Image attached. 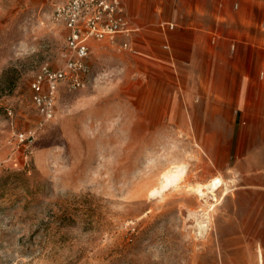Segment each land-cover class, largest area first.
Returning a JSON list of instances; mask_svg holds the SVG:
<instances>
[{"label": "rangeland", "instance_id": "obj_1", "mask_svg": "<svg viewBox=\"0 0 264 264\" xmlns=\"http://www.w3.org/2000/svg\"><path fill=\"white\" fill-rule=\"evenodd\" d=\"M53 2L0 0V264H245L254 239L264 264V120L243 105L199 126L182 114L200 87L140 83L133 53L93 38L88 82L59 83L44 117L29 81L64 62Z\"/></svg>", "mask_w": 264, "mask_h": 264}, {"label": "crops", "instance_id": "obj_2", "mask_svg": "<svg viewBox=\"0 0 264 264\" xmlns=\"http://www.w3.org/2000/svg\"><path fill=\"white\" fill-rule=\"evenodd\" d=\"M123 6L133 30L117 42L137 49L135 79L200 87L182 116L202 118V127L235 119L243 105L264 120V0H123ZM244 246L238 262L262 264L258 239Z\"/></svg>", "mask_w": 264, "mask_h": 264}, {"label": "built area", "instance_id": "obj_3", "mask_svg": "<svg viewBox=\"0 0 264 264\" xmlns=\"http://www.w3.org/2000/svg\"><path fill=\"white\" fill-rule=\"evenodd\" d=\"M51 17L63 30L64 62L56 68L42 64L29 81L31 100L46 118L54 114L59 83L64 82L68 89L73 90L84 87L88 82L91 72L90 38L115 44L131 53L137 52L130 41L117 42L119 35H129L133 30L124 11L123 0H54ZM168 26L173 27V24ZM16 135L21 141L28 136L22 131Z\"/></svg>", "mask_w": 264, "mask_h": 264}, {"label": "bare ground", "instance_id": "obj_4", "mask_svg": "<svg viewBox=\"0 0 264 264\" xmlns=\"http://www.w3.org/2000/svg\"><path fill=\"white\" fill-rule=\"evenodd\" d=\"M184 168L183 167H171V169H169L168 171L163 173V184L162 186H166L169 183L173 182L176 179H179L183 172H184ZM222 183L221 179H212L210 183L208 184H203V185H198L195 187V190L198 192V194L200 195H204L206 194L204 191V188L206 189V191H212L213 189H217Z\"/></svg>", "mask_w": 264, "mask_h": 264}]
</instances>
